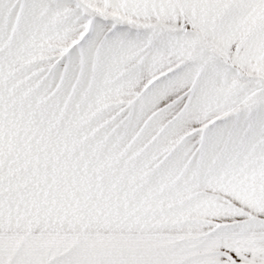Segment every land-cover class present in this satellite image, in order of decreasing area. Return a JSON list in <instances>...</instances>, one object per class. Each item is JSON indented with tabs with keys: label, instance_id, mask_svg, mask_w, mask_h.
Returning a JSON list of instances; mask_svg holds the SVG:
<instances>
[{
	"label": "snow or ice",
	"instance_id": "obj_1",
	"mask_svg": "<svg viewBox=\"0 0 264 264\" xmlns=\"http://www.w3.org/2000/svg\"><path fill=\"white\" fill-rule=\"evenodd\" d=\"M0 264H264V0H0Z\"/></svg>",
	"mask_w": 264,
	"mask_h": 264
}]
</instances>
